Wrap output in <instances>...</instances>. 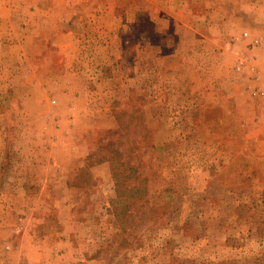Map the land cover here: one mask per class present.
Listing matches in <instances>:
<instances>
[{"label":"rangeland","instance_id":"1","mask_svg":"<svg viewBox=\"0 0 264 264\" xmlns=\"http://www.w3.org/2000/svg\"><path fill=\"white\" fill-rule=\"evenodd\" d=\"M6 1L0 264H264V158L231 142L247 117L231 39L264 48V0H79L78 18L115 4L120 20L70 32L69 0L56 29Z\"/></svg>","mask_w":264,"mask_h":264},{"label":"crops","instance_id":"2","mask_svg":"<svg viewBox=\"0 0 264 264\" xmlns=\"http://www.w3.org/2000/svg\"><path fill=\"white\" fill-rule=\"evenodd\" d=\"M64 0H8L6 1V4L8 6L9 11H11L13 14H20V20L22 19L23 23L26 25L27 28L31 27H38L43 28V22L48 23L49 27L51 28H58L59 24L63 25L64 18L62 17L63 14H65L66 8H65V2ZM72 2V4L70 3ZM89 2L96 4L100 2H106V0H85V4H88ZM185 2V0H183ZM79 0H69V22H65L64 24L69 23V32L74 28L76 30H79L83 24L84 17H90V13L93 14H99L101 18L106 22V20H109V22L113 23V26H115L116 21L118 19L120 20V11H118L116 15V11L118 10L115 4H110L108 8H104L105 6L101 5H91L92 7H89L87 13L84 16L79 17V14H83L84 11L81 9L84 8L83 5H79ZM105 11H107L108 15L107 18L105 15ZM17 16V15H16ZM111 20V21H110ZM45 28V27H44ZM66 29V26H65ZM28 36V35H27ZM39 37V36H36ZM255 37L254 35H251L249 32H245L244 34H239L234 39H231V51L234 52V61L236 65L238 62L244 58H254L253 66L255 67V70L251 71L249 68H245L242 72H237L234 68L235 73L242 74V76L245 78L244 83V93L240 91H236L233 95L236 104L235 111L239 112L241 111L245 116L239 119L235 120L234 122L237 124H244L241 126L240 132L237 131V133H233L231 135V142L234 141H240L244 140L245 142H248L250 144H254L255 149H253V155L254 157H261L264 158V96H261L260 92L264 93V61L262 60L260 64H257V54L259 57L263 56L264 54V48L262 45V39H253ZM119 40V39H118ZM254 40H258V42L251 47V52L246 49V45H250V43L254 42ZM28 41V40H26ZM133 42H137L136 38L134 40L129 39V44H132ZM41 40H38V43H40ZM126 42V41H125ZM57 43H59L60 46L65 45V40H60ZM55 42V44H57ZM81 43L79 38L75 35L72 37V39L69 38V45L72 44H78ZM120 43L123 44L122 40H120ZM241 47L242 49H239ZM250 47V46H249ZM247 51H245V50ZM122 54V51H120ZM236 52V55H235ZM257 53L255 56L253 53ZM71 51L69 52L70 55ZM264 58V57H263ZM236 67V66H234ZM256 75L261 76V80H256ZM242 92V94H240ZM245 94V96H244ZM248 95V96H247ZM249 97L252 99V102H247L245 98L243 97ZM241 120V121H240ZM248 126L250 129L248 130ZM84 138H82L81 145H84L83 143ZM236 149V148H235ZM246 150V149H243ZM82 150L80 148H76L72 152H66V154L63 156L67 160V163L71 165L72 167L79 161L80 159H85V156L82 154ZM233 155H238L240 152L238 150L233 151ZM250 171H252V163L250 164ZM108 169V168H107ZM248 169L247 166H245V171ZM103 173L106 172L103 168ZM62 180V179H60ZM62 187H65L66 189H69V184L64 181Z\"/></svg>","mask_w":264,"mask_h":264},{"label":"built area","instance_id":"3","mask_svg":"<svg viewBox=\"0 0 264 264\" xmlns=\"http://www.w3.org/2000/svg\"><path fill=\"white\" fill-rule=\"evenodd\" d=\"M254 58H244L238 62V64L235 67V70L237 72H242L245 70V68H249L251 71L255 70V67L253 66ZM256 80H261V76L256 75ZM263 79V78H262ZM261 96H264L263 92H260Z\"/></svg>","mask_w":264,"mask_h":264}]
</instances>
